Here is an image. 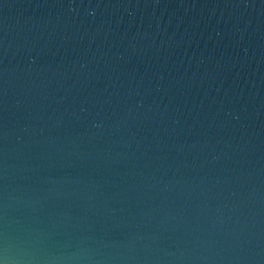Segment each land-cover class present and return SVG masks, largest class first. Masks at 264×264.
<instances>
[{
  "label": "water",
  "instance_id": "1",
  "mask_svg": "<svg viewBox=\"0 0 264 264\" xmlns=\"http://www.w3.org/2000/svg\"><path fill=\"white\" fill-rule=\"evenodd\" d=\"M0 264H264V0H0Z\"/></svg>",
  "mask_w": 264,
  "mask_h": 264
}]
</instances>
